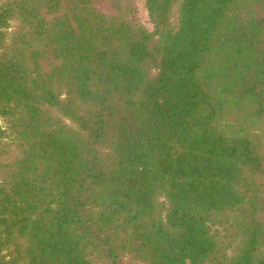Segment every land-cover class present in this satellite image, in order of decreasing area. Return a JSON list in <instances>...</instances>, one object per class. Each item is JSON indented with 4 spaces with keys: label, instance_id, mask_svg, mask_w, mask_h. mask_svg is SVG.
Segmentation results:
<instances>
[{
    "label": "trees",
    "instance_id": "16d2710c",
    "mask_svg": "<svg viewBox=\"0 0 264 264\" xmlns=\"http://www.w3.org/2000/svg\"><path fill=\"white\" fill-rule=\"evenodd\" d=\"M0 0V264H264V0Z\"/></svg>",
    "mask_w": 264,
    "mask_h": 264
},
{
    "label": "rangeland",
    "instance_id": "374dc122",
    "mask_svg": "<svg viewBox=\"0 0 264 264\" xmlns=\"http://www.w3.org/2000/svg\"><path fill=\"white\" fill-rule=\"evenodd\" d=\"M139 3H140V9L142 12V16H143V21L149 29H152V25L149 23V18H148L147 12L144 7V0H139Z\"/></svg>",
    "mask_w": 264,
    "mask_h": 264
}]
</instances>
